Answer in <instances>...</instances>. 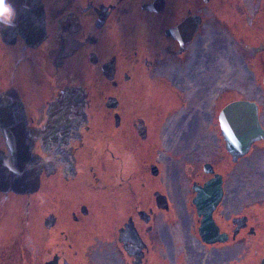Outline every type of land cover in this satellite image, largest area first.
Returning a JSON list of instances; mask_svg holds the SVG:
<instances>
[{"label":"flooded vegetation","instance_id":"obj_1","mask_svg":"<svg viewBox=\"0 0 264 264\" xmlns=\"http://www.w3.org/2000/svg\"><path fill=\"white\" fill-rule=\"evenodd\" d=\"M11 3L16 27L0 26V155L11 133L43 165L36 191H0V264H261L264 171L238 165L264 150V139L234 159L220 119L246 100L264 128L261 104L223 103L224 91L208 101L224 81L223 34L242 41L239 7ZM67 88L83 103L62 110L59 134L49 137L50 104ZM236 172L247 177L244 188Z\"/></svg>","mask_w":264,"mask_h":264},{"label":"water","instance_id":"obj_2","mask_svg":"<svg viewBox=\"0 0 264 264\" xmlns=\"http://www.w3.org/2000/svg\"><path fill=\"white\" fill-rule=\"evenodd\" d=\"M38 21L40 22L37 18ZM41 22L44 24V19ZM80 101L83 100L80 99L75 88H67L50 104L48 111L50 124L47 125V130L50 129V131H46L50 132L49 137L59 134L58 127L60 126L56 123V118L60 112L62 110L76 111L83 103ZM220 119L227 150L234 159L244 157L253 142L264 139V129L261 126L259 110L255 102L246 100L232 102L223 109ZM6 137L9 153L0 155V191L17 194L36 191L40 183L42 158L33 154L30 147L25 145L24 140L13 137L11 133H6ZM219 197L221 193L216 201ZM261 264H264V259Z\"/></svg>","mask_w":264,"mask_h":264},{"label":"rangeland","instance_id":"obj_3","mask_svg":"<svg viewBox=\"0 0 264 264\" xmlns=\"http://www.w3.org/2000/svg\"><path fill=\"white\" fill-rule=\"evenodd\" d=\"M231 5L235 6V8L239 7L238 12L240 16H238V26L240 27L239 32L240 35H242V41L240 44L235 43L231 36L223 34L225 42L224 81L222 83L218 81L216 86H219L220 89L210 87L208 101L210 107H212L217 99L219 91H224L223 103L242 97L254 98L261 104V120L264 122V52H258L259 54L254 57L253 52H255V50H251L253 46H264V0H231ZM228 8H230V6ZM232 11L233 10H229L228 19L233 18L234 13H232ZM229 20L233 22L232 19ZM257 50L259 51V49ZM199 95L204 98L206 94L201 92ZM210 147H213V145L210 144ZM257 154L259 156L256 158ZM194 157L197 158V155ZM178 160L183 162L184 158L179 156ZM242 164L238 165V168L246 164L250 170H252L251 167H253L254 169L260 170L259 172L262 173V171H264V150H257L253 155L245 158ZM169 169L168 173L173 175L171 171L174 168L169 166ZM231 174L233 175V173ZM234 174H238L237 180L244 188V178L247 177L240 172ZM173 177L176 179V174H174ZM259 181L263 182L264 180L262 179ZM18 204L19 200L12 201L14 207H17ZM262 211L264 212V205L261 207L260 212ZM259 239H257L258 245L261 242L264 243V235L260 236ZM238 251H240V249ZM257 253V258L260 260L264 252L258 251Z\"/></svg>","mask_w":264,"mask_h":264},{"label":"clouds","instance_id":"obj_4","mask_svg":"<svg viewBox=\"0 0 264 264\" xmlns=\"http://www.w3.org/2000/svg\"><path fill=\"white\" fill-rule=\"evenodd\" d=\"M27 7V5H25ZM19 11L11 0H0V26L3 28L16 27Z\"/></svg>","mask_w":264,"mask_h":264}]
</instances>
